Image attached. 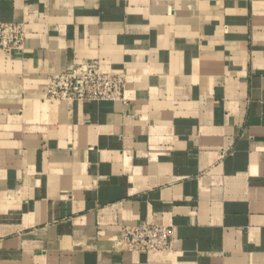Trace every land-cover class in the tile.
I'll list each match as a JSON object with an SVG mask.
<instances>
[{
    "label": "crops",
    "instance_id": "0c3cea01",
    "mask_svg": "<svg viewBox=\"0 0 264 264\" xmlns=\"http://www.w3.org/2000/svg\"><path fill=\"white\" fill-rule=\"evenodd\" d=\"M0 264H264V0H0ZM99 60L124 100L47 98ZM172 226L131 252L122 226Z\"/></svg>",
    "mask_w": 264,
    "mask_h": 264
},
{
    "label": "built area",
    "instance_id": "2783aa9c",
    "mask_svg": "<svg viewBox=\"0 0 264 264\" xmlns=\"http://www.w3.org/2000/svg\"><path fill=\"white\" fill-rule=\"evenodd\" d=\"M26 29L23 23L0 22V49L24 52ZM128 75L105 72L99 60L76 64L71 70L52 73L48 78L47 98L65 101L124 100ZM172 226L141 221L124 224L121 242L131 252L169 250L173 246Z\"/></svg>",
    "mask_w": 264,
    "mask_h": 264
}]
</instances>
